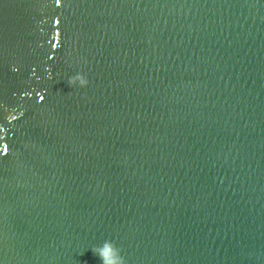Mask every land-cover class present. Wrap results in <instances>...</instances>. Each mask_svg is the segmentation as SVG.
<instances>
[{
  "label": "water",
  "instance_id": "95a60500",
  "mask_svg": "<svg viewBox=\"0 0 264 264\" xmlns=\"http://www.w3.org/2000/svg\"><path fill=\"white\" fill-rule=\"evenodd\" d=\"M102 240L264 264V0H0V264Z\"/></svg>",
  "mask_w": 264,
  "mask_h": 264
},
{
  "label": "clouds",
  "instance_id": "9594fccd",
  "mask_svg": "<svg viewBox=\"0 0 264 264\" xmlns=\"http://www.w3.org/2000/svg\"><path fill=\"white\" fill-rule=\"evenodd\" d=\"M69 86L81 88L88 84L87 79L82 74L69 78ZM91 252L96 257L98 264H126L122 250L111 240H102V242L92 245Z\"/></svg>",
  "mask_w": 264,
  "mask_h": 264
},
{
  "label": "snow or ice",
  "instance_id": "6c2138e0",
  "mask_svg": "<svg viewBox=\"0 0 264 264\" xmlns=\"http://www.w3.org/2000/svg\"><path fill=\"white\" fill-rule=\"evenodd\" d=\"M57 3H59V0H57ZM41 100H43L44 98L43 97H40ZM102 242V241H101Z\"/></svg>",
  "mask_w": 264,
  "mask_h": 264
}]
</instances>
